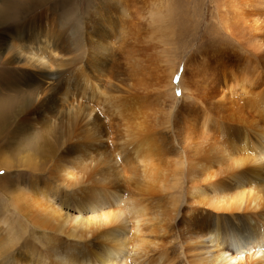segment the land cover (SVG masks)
Here are the masks:
<instances>
[{
  "label": "rangeland",
  "instance_id": "1",
  "mask_svg": "<svg viewBox=\"0 0 264 264\" xmlns=\"http://www.w3.org/2000/svg\"><path fill=\"white\" fill-rule=\"evenodd\" d=\"M258 1V10H245L242 20V22L246 20L250 26L253 24L254 19L258 21V30L253 33V37L257 41L253 42L246 40V38L245 40L243 38L238 39L232 33L226 31L224 22L228 12L222 8V0H0V251H2L0 252V264H12L9 257L12 252L13 255L21 257L22 254L25 255L31 251L34 253V259H40L39 254H43V260L47 261L46 264H56L57 259H55V256L58 254H67L70 261L75 264L78 262L86 264L85 262L88 259L84 257H87L85 248L93 253L92 256L94 257L92 258L95 260L102 244L96 240L98 237L95 238L92 230H90L91 236L84 234L87 230L86 221L97 217L100 214L99 212L102 214L103 211L105 213L113 210L116 194L117 197L121 196L123 198L127 196L126 190L131 191V193L139 191V193H142V187L145 189L146 186L152 188L149 190L154 192L151 195L155 196L158 203L148 206V208L150 207L148 214L154 215H148L147 222L140 223L139 233L148 242H155L157 248L152 247L158 251L153 249L150 254L145 251L147 252L144 255L145 257L142 256L143 252L140 255L141 257L138 255L135 257L141 258V264H156L158 253L161 252L164 257H172V262L174 259L179 258V262L174 260L171 264H187L183 257H175L179 252L182 251L181 253H183L182 247L186 246L187 241H189L187 239L189 229L185 230L186 228L182 225H177L176 228L177 223L172 218L176 208H173V203L178 202L176 206H179L180 212L183 211V208L189 210L194 206L202 208L203 212L208 209L201 205H193L199 198L195 201H189V197L186 198L185 190L190 184L188 182L190 176L187 175L186 171L187 162L182 157L184 145L180 143L182 142L180 135L185 128L190 127L189 129H191V127L194 128L201 126L202 123H207V120L197 118V112L201 108L200 105L207 99L209 101L214 99L216 94L213 96V92L216 89L223 90L231 87L232 75L236 74L237 68L240 66L238 65L239 61L247 63L246 71H250V73L256 71L251 76V84L254 89L252 90L255 92L251 91V93L246 94L242 89H237L235 99H238L237 103L240 106L238 104L234 106L233 109L235 110L236 107L237 109L233 113L234 116H238L239 122L235 121L231 124L217 119L215 131L212 128L209 134L214 135V139L215 132H217L219 134L217 142L220 141L221 146L226 149L223 155H220L221 153L217 151L219 153L217 155L221 156L220 158L227 156L229 159L234 152L235 156L233 155L232 158L237 160V165L235 164V167L228 166V168L226 164L224 169L241 171L240 177H237L241 179V184L234 185L231 177L228 179L223 178L225 175V173H222L223 170L217 175L216 180L222 188L232 192V194L235 193V187H240L242 184H244V187L253 184L251 194H255L260 189H257V186L264 185V157H262L264 156V147L262 146L264 143L259 136V133L264 131V100H261L260 102L263 103H260L259 97L254 96L257 95L259 90L264 93V0ZM122 3H125L126 6ZM114 18H117V20H114ZM119 21L124 22L126 26L123 24L125 26H122L123 28L115 27V24ZM96 25L101 32L97 37L94 34L95 29L92 30ZM14 27L18 30L16 34L13 32ZM104 28L109 30L110 33L105 31ZM2 30L3 32L6 31L5 34ZM90 31L93 33L91 34ZM48 36H53L52 39L55 40V44H53V47L51 46L52 53L55 52L53 53L55 59L47 60L44 57L46 66L43 72L54 74L49 77L52 82L55 81V87L57 88L49 93L54 99L52 100L51 97V101L49 100V104L46 105V107H49L50 112L54 108V112L51 115L52 117L48 114L51 118L48 115L46 116V124L40 123L38 119H36L37 121L33 120L34 117H31L33 121L30 118L24 124L16 123L15 116H17V112L24 106L32 105L31 107H33V102H35L37 96H40L35 88L37 82L28 76V72L31 71V74L37 72L38 74L42 70L19 64L9 65L2 58V55L12 58L10 61H15L21 55L20 53L17 54V50L25 54L27 51L24 47H29L36 41L40 43L48 42L49 39H46ZM260 42L263 43V46L258 49ZM94 57L99 62V69L97 68L95 71L91 69V72L89 65ZM253 66H255V70ZM81 67L87 75L88 85L86 86H84L86 81L83 78L73 80V74ZM246 71L242 70V73ZM79 77H82V75H79ZM97 79L99 81L96 83ZM52 82L51 84L54 86ZM90 85L93 86V93L89 91ZM245 86H247L246 83L243 85V89ZM196 89L197 92H195ZM102 93L104 97L112 96L118 100L125 99L128 102H131L137 96L139 98L144 95L153 102V107L150 106L153 109L149 115L152 120L151 126L154 129L153 137L156 136L153 138L152 149H154L150 152L152 157L154 155L152 162H141L134 155L127 158V152L123 149H121L120 157L116 155L117 153L114 154L115 149L119 150L121 146H118L123 145L124 136L131 131L132 127L130 126L135 121L126 118L121 109L120 114H118L115 107H113V103L110 104L113 101L108 100V105L103 100L105 98H103ZM201 95L204 97L203 100L200 97ZM231 104L233 105V103ZM110 105H112V108H110ZM46 107L39 105V110L36 107L37 110L35 111L40 113ZM85 112L87 115L88 112H91L89 120L83 119L82 116ZM240 115L244 118L241 119L243 124L240 122ZM196 130L198 129L196 128ZM191 133V136H193L194 132ZM243 134H245L244 137ZM120 135L121 138H119ZM241 136L242 138H240ZM117 138L121 140L119 141ZM262 138L264 137L262 136ZM83 141L89 142L90 145H84L85 148H81L79 145ZM261 148L263 149L262 152L259 150ZM35 149L39 153L38 162L35 161L38 163L37 167L22 164L19 158L30 154ZM44 154H46V157ZM224 155L225 157H223ZM4 157L8 158L7 163L9 165L4 163L5 161L3 162ZM262 158L263 162L259 163ZM57 159L65 161L63 164L69 172L71 171L74 179L66 182L63 177L60 178L57 175L59 172L54 170ZM154 162L155 164H153ZM157 163L159 166H156ZM149 167L151 168L149 169ZM155 169L156 171L159 170V173L162 171L161 173H164V175L160 173L159 176L164 178L159 177L156 180L157 183L155 181L154 185H149L151 182L148 178L150 177L149 174L150 172L152 174V170L155 171ZM147 171L150 172L147 173ZM28 181L37 182L39 188L50 195L48 198L50 201L48 199L47 201L51 206L59 208L65 222L62 225L63 227L60 228L56 225L50 230L41 231L31 223V219L26 214L21 215L17 211L12 201L11 190L14 183L23 185ZM76 186L78 187L75 189ZM159 187L161 188L159 189ZM81 192L87 193L88 196L91 194L103 196L104 199L95 196L96 199L95 197H89L80 199L76 204L73 203L71 197L80 196ZM95 202H101L99 203L100 206H95ZM152 202L156 203L153 200ZM184 202L186 206L183 205ZM163 203L164 205L159 208L158 205ZM245 210L247 216L258 219L256 215L249 214L250 207L245 208ZM259 212H261L260 209L256 211V213ZM9 215L12 219L8 217ZM237 215H240V213ZM152 217H154V220L148 221ZM2 218H8L9 221H5L8 224L5 225ZM187 218L191 219V217ZM232 218L234 219L235 216ZM75 220L81 222L79 226H83L82 229L85 230L78 228L79 226H77ZM159 222L165 223L159 224ZM12 225L14 226L12 227ZM164 225L166 231L161 228ZM145 226L146 230L144 229ZM255 226L257 229L259 228L258 223ZM172 230L175 231L172 232ZM182 234H185V238ZM245 234H247V230H245ZM42 235L51 238L48 247L45 246L46 251L45 249L40 251L36 242V240H41ZM129 235L130 231L126 238ZM180 236H183L184 239H181ZM104 244L103 248L107 246H104ZM221 245L229 247V242H225V244L222 242ZM107 247L112 251L111 256L109 258L106 256L93 264H102L103 262H105L103 264H123L124 262L126 264H140L139 260L136 262L137 258L135 257H132L134 262L131 261L130 254L124 248L120 254L116 249L110 246ZM129 247V245L125 247L126 250ZM152 247L149 246L151 249ZM209 247L213 249L211 246ZM227 247V253L229 252V254L226 253L227 257H234L240 261L245 259L247 261L248 256L254 253L252 245L241 248L237 254ZM249 248L252 250L248 251ZM23 251L26 253H23ZM170 253L176 255L173 257L174 254L168 255ZM123 254H125L124 258ZM148 255L150 256L148 257ZM188 255L191 256L192 254L189 253ZM151 256L154 257L151 258ZM88 257L90 258L91 255L89 254ZM152 259L156 260L153 261ZM181 259H183V262H181ZM112 260L115 263H112ZM161 262H166V259L158 261L159 264ZM238 264H244V261Z\"/></svg>",
  "mask_w": 264,
  "mask_h": 264
},
{
  "label": "bare ground",
  "instance_id": "2",
  "mask_svg": "<svg viewBox=\"0 0 264 264\" xmlns=\"http://www.w3.org/2000/svg\"><path fill=\"white\" fill-rule=\"evenodd\" d=\"M257 1L258 0H222V2H221V5L223 4L222 8L225 11L228 12L226 17H225V22L223 21L224 22V26L226 28V31H228L229 33H232L233 36L237 37L238 39L239 38H243L245 40V38H246V40H251L253 42L257 41V39H254V37H253L254 34L253 33L258 30L257 29V26H258L257 22L258 21L254 19L253 24L251 25L252 28L248 24V22H246V20L244 22H242L243 17H244L243 14H244L245 10H252V11L258 10L257 9ZM122 4L125 5V3H122ZM125 10H127V8H125ZM122 11H124V10H122ZM119 15H121V14H119ZM39 17H38V19H39ZM114 20H117V18H114ZM114 22H116V21H114ZM123 24L125 25L124 22L119 21L117 24H115V27L116 26L117 27L118 26L122 27V26H124ZM127 26H128V24H127ZM109 27L111 28L112 26H109ZM115 27L113 26V28H115ZM22 29H24V28H22ZM93 29H95L94 34H95L96 37H97L98 34L100 35L101 32L99 31L97 25H96V27H93L92 30ZM104 30H105V28H104ZM17 31L18 30L14 27L13 28V32L16 34ZM105 31L110 33L109 30H105ZM2 32H3V30H2ZM4 32H6V31H4ZM7 32H11V31H7ZM19 32H20V30H19ZM92 33L93 32H91V34ZM23 34H24V32H23ZM0 35H1V33H0ZM52 37L53 36H48L46 39H49V41H50L52 39ZM89 38H91V37H89ZM100 38H101V36H100ZM54 41L55 40H53V39L51 41L52 43L51 42L48 43L46 41L40 43L39 41H36V42H34L33 45H31L29 47L28 46L24 47V49L27 51V53H25V54H22L20 50H17V52H18L17 54L19 55V53H20L21 55L18 56V59H16L15 61H10V60H12V58H8V56H4V54L2 55V58L9 65H14V64L17 65V64H19V65H22V66H27V67H32V68H35V69L37 68L39 70L40 69L42 70L41 73H38V74H37V72L34 73L35 75L31 74V71L28 72V76L30 78H32L35 82H37L36 85H35V88L37 89V92H38L37 94H39L40 96H37V98L35 99V102H33V107H31L32 105L30 104L31 106H24L19 112H17V116H15L16 123L19 122V123L24 124L25 122H27L26 120L30 119L31 117L32 118L34 117L33 120L38 119L40 123L46 124V122H45L46 116L48 114H50V116H51L53 114V112H54V108H53V111L50 112L49 107L48 106L46 107V105H47L49 100L51 101V97H52V100L54 99L52 95L51 96L49 95V93L55 91L54 89H56L57 87H55V81L52 82L51 78L49 77L50 75H52V73L49 74V73L43 72V70H44V68L46 66L45 58H47V60H54L55 59V57L53 56V53H55V52L53 51V53H52V51H51V48L53 47V44H55ZM262 42H260V44L258 45V47H257L258 49L263 46ZM29 51H30V53H29ZM57 53H59V52H57ZM92 55H95V54H92ZM95 60H96V58L94 57L92 62L89 65V70L91 72H92L91 69H94V71L97 68L99 69V62L97 60L95 62ZM32 64H34V65H32ZM238 65H240V66L239 67L237 66L238 68H237L236 74L232 75L233 78L231 77L232 78V83L230 84L231 87H229L227 89L224 88L223 90L216 89L215 92H217L218 95H217V93L213 92V96H214V94H216L214 99L210 98L211 99L210 101L207 99V100H205L203 102L202 105H200L201 108L197 112V118L202 119V120H207V123L206 124L202 123L201 126H198V127H194V128L191 127V129H189L190 127H188V129L185 128L184 131L182 132V134L180 135L181 136L180 140L183 142V143L182 142H180V143L184 145V146L182 145L183 146V148H182V157H183V160H185L187 162L186 164H187L188 167H187L186 171H187V175L190 176L189 180H188V182H190V184H188V187L185 190L186 191V198L189 197L188 198L189 201H195V199L199 198V200H196L195 203L192 202L193 205H201L202 207L208 209V210H205V212H203L202 208H196L197 206H194L192 209L189 208V210H186L187 208H183L182 209L183 211L180 212L179 206L178 207L176 206L178 202L177 203H175V202L173 203V208L174 207H176V208H175V210L173 212L172 218H173V220L176 221L175 223H177L176 224V228H177V225H182L183 227L186 228V229L185 228H183V229H185V230L189 229L187 231V236L190 239L186 236L189 241H187L186 246L182 247L183 248V253H181L182 251L180 250V247H179V250L181 252H179L177 255L174 254L176 252L170 253L168 255L174 254L173 257L176 255L175 256L176 258H177V256L178 257L180 256L181 258L183 257V259L187 261V264H235V263L238 264V263H241V261H244V264H264V185L262 184L260 187L257 186V189L258 188H260V189H258L255 194H251L252 193L251 192L252 191L251 187H252L253 184L248 186V187H244L243 186L244 184H242L240 187H235L236 190H234L235 193H233V194H232V192H228L227 190L222 188L221 184H218V182L216 180L217 179V175L220 173V171L222 172V170H223L224 172H222V173H225L223 178L228 179V178L231 177V179L234 181V185H240L241 184V179L237 178V177H240L241 171L229 170V169L225 170L226 168L224 169L226 164H227V167L228 166L235 167V164L237 165V162H236L237 160H233V158H232L233 155H234V152L232 151L233 154H231L229 159H228L227 156L225 157V155L223 156L225 158H220L221 157L220 155H223L224 152L226 151V149L221 146V142L220 141L217 142V138H218V135H219L217 132H215L216 135H215L214 139H213L214 135H210L209 134V131L212 128L215 131L216 126H217L216 122H218L217 119H220L221 121H225V122H228V123H231V124L233 122H235V121L239 122L238 116H234V113H233V111H235L237 109V107H236V109L234 110L233 109L234 106H236L238 104L237 103L238 99L237 100L235 99V97L237 96L236 92H238L237 89H239V90L242 89V91L245 92L246 94H249V93H251V91L254 90L253 87H252V84H251L252 83L251 76L256 71H252V73H250V71H246L247 70L246 69L247 63L239 61ZM253 68L255 70V66H253ZM242 70L246 71V72L242 73ZM238 74H240V76L237 77ZM71 75H72V72H71ZM79 75H82V77H79ZM90 75H91V73H90ZM93 76H95V75H93ZM75 78L78 79V80L80 78H83L86 81L84 86L88 85V83H87L88 79H86L87 75L84 72V70L82 69V67L76 73L73 74V80ZM49 80L54 84V86L51 84V82ZM91 80H93V79H91ZM98 81L99 80L97 79L96 83ZM255 81L257 82V80H255ZM91 82H93V81H91ZM79 83H80V81H79ZM81 83H82V79H81ZM245 83L247 84V86H245L244 89H243V85ZM56 86H57V83H56ZM254 87H255V85H254ZM58 89H59V87H58ZM89 89H90L89 90L90 93H93V86L92 85L89 86ZM260 91H262V90H259L257 95H254L256 97H259V102L261 100H264V93L260 92ZM195 92H197V89H196ZM253 92H255V91H253ZM94 94H95V92H94ZM106 94H105V96H106ZM53 95L55 96L56 94H53ZM102 95H103V93H102ZM123 95H125V94H123ZM251 96H253V95L251 94ZM200 97H202V95ZM103 98H105L103 100H105V102L108 105H109V103L107 102L108 100L109 101H113V102H110V104L113 103V105H114L113 107H115V109L118 112V114H120V109H121L125 113L124 115H125L126 118H128L129 120L132 119L133 121H135V122L132 123V126H130V127H132V129H130L131 131H129L124 136V138H125V140H123L124 141L123 142L124 147H122L123 145H119L118 147L121 146V148H119L120 152H118L119 151L118 149H115V153L114 154L117 153L116 155H119V157H120L121 149H123L125 152H127V158L130 155H131V157L134 155V157L135 158L137 157L138 159H140L141 162H144V163H145V161H148V163L152 162L151 160L154 157V155L152 157L150 152H151V150L154 149V148L152 149L153 144H154L153 143L154 142L153 138H155L156 136L153 137L154 129L151 126L152 120H151L149 115L151 113V110L153 109V108L151 109V107H150L153 102L151 100H149L147 97H145L144 95L139 97V98H138V96H137V98L133 97L134 99L130 98V99H132L131 102H128L125 99H122V100L119 99L118 100L116 97H112V96L104 97V95H103ZM203 98L204 97H202V100H203ZM127 99H129V98H127ZM228 99H229V101H227ZM202 100H201V102H202ZM53 103H52V105H53ZM231 103H233V105ZM260 103H263V102H260ZM59 104H60V102H59ZM97 104H99V103H97ZM27 105H29V104H27ZM39 105L46 107L40 113L35 111V110H37L36 107L38 108ZM156 105H158V104H156ZM238 106H240V105L238 104ZM152 107H153V105H152ZM110 108H112V105H110ZM51 109H52V107H51ZM56 109H58V108H56ZM38 110H39V108H38ZM47 112H50V113H47ZM123 112H122V114H123ZM90 113L91 112H88V115L86 114V112L83 113V116H82L83 119L84 120L85 119L89 120ZM241 115H240V117H241ZM125 117H124V121H125ZM32 118H31V120H32ZM122 118H123V116H122ZM230 119H233V120H230ZM241 119H244L243 116L240 118V122L242 123ZM96 120H97V118H96ZM96 120H95V122H96ZM36 121H34V122H36ZM244 124H246V123H244ZM212 125H213V127H212ZM124 128L126 129L125 126H124ZM196 128L198 130L195 131ZM30 130H28V131H30ZM124 132H125V130H124ZM191 132H194L193 136H191V134H192ZM262 133H259V136L261 137L260 140L264 143V138H262V136L264 137V131ZM244 136H245V134H243V137ZM119 138H121V135H120ZM240 138H242V136ZM110 139H111V137H110ZM117 140H119V139L117 138ZM84 145H88L89 146L90 143L83 141L82 144L79 145V146L81 148H83ZM262 146L264 147V144H262ZM115 147H117V146H115ZM157 149H159V148H157ZM261 149H259V150L262 152L263 149L262 150ZM234 150H235V148H234ZM259 150H256V151H259ZM37 151L38 150L35 149L34 151H31L30 154H26V155L22 156L21 158H19V160L22 161L21 162L22 164H28L29 166L36 168L37 167L36 165L38 163H36L35 161H37V157H38V154H39ZM217 151H219V153H221V154L217 155V154H219ZM179 152H180V150H179ZM112 155H113V152H112ZM162 155H164V154H162ZM44 156L46 157V154H44ZM174 157H176V156H174ZM260 157H261V155H260ZM262 157H264V156H262ZM5 158L6 157H4L3 162L5 161L4 163H7L8 162V158H6V160H5ZM177 159H178V157H177ZM57 160H56L57 163H56L55 169H54L55 172H59L57 175H59L60 178L63 177L66 182L70 181V179H74V177L71 174V171L69 172L67 170L68 168H66L65 165L63 164V162H65V161L61 160V159H59L58 161ZM261 162H263V158L261 160H259V163H261ZM106 163H108V162H106ZM252 163H253V161H252ZM153 164H155V162ZM157 164H156V166H159V164L158 165ZM178 165H179V163H178ZM153 166L155 167V165H153ZM254 167H256V166H254ZM146 168H147V166H146ZM150 168L151 167H149V169ZM257 168H258V166H257ZM159 169L162 170L161 168H159ZM248 170L250 171V169H248ZM143 171H144V169H143ZM158 171H156V169H155V171L152 170V174L149 171L150 172V174H149L150 177H148V178H150V181H151L149 183V185H154V182L159 177H162V176H159V174L163 170L160 173ZM117 172H119V171H117ZM149 172L147 171V173H149ZM250 173H251V171H250ZM161 174L164 175V173H161ZM251 174H253V172ZM61 175H63V176H61ZM162 178H164V177H162ZM146 182L148 183V181H146ZM168 182H169V180H168ZM156 183H157V181H156ZM74 185H76V184H74ZM174 185H176V184H174ZM254 186H256V184H254ZM77 187L78 186H76L74 188L76 189ZM160 188L161 187H159V189ZM149 189H152V188H150L149 186H146L145 189H143V187H142V189H141L142 193H139L140 191L137 192V193H131V191H127L126 190L125 192L127 193L126 194L127 196H125L123 198L121 196L117 197V194H116V198L114 200L115 206H114L113 210L105 212V213L103 211L102 214H101V212H99L101 215L99 214L97 217L90 218L89 221L88 220L86 221L87 230H86V233L84 232V234H86V235L88 234V235L91 236L92 234H91L90 230H92V232L94 233L95 238L98 237V239H96V240H98V242L102 244L101 245V249L99 250V253H98L97 257H95V260H93V258H92V257H94V256H92L93 253L90 250H88L87 248H85L87 257L86 256H84V257H85V259L86 258L88 259V261L85 262L86 264H88V263L89 264H93L94 262H98V260H100L102 258H105L106 256H108V258H109V256H111V254H112V251L107 246H110L111 248L116 249L117 251H119V253L122 252V250L124 248L125 251L130 254L131 257H129V258L133 262H134V259L132 260V257H135L137 255L139 257H141L140 255H142L141 254L142 252H143L142 256H144L145 253L147 254V252L150 254L151 250H153L154 248H157L155 242H153V243H152V241L148 242L147 240L144 239V237H141L142 235L139 233L140 223L147 222V216L149 215L148 214V209L150 208V207L148 208V206H150V205L153 206V204L155 205V204L158 203L156 201L155 196L151 195L154 192H151ZM106 191H107V189H106ZM44 193L45 192L42 189H40L39 186L37 185V182L34 183V182H30V181H28V183H26V184L24 183L23 185H20L19 183H16V184L14 183L13 189L11 190L12 201L14 202L15 208L17 209V211L19 213H21V215L22 214H26V216H28L31 219V223H33V225L37 226L38 229H40L41 231H46V230H50V228H52V227H54L56 225L59 226L60 228L63 227L62 225H64L65 222L63 220L62 215L60 214L59 208L58 207L55 208V207L51 206V204L47 201V199L49 198L50 195L48 193H45V194ZM77 193H78V191H77ZM116 193H118V192H116ZM141 194H142V197H141ZM159 194H161V193H159ZM79 195L80 196L76 195V196H72L71 197L72 200H73L72 201L73 203L76 204V203H78L80 201V199L82 200L84 198H89V197L92 198V197H95V196H97V198H99V199H104L103 196H99V195H95V194L94 195L91 194L90 196H88L87 193H83V192H81ZM147 195H149V196H147ZM110 196H112V195H110ZM50 199H51V197H50ZM95 199H96V197H95ZM152 200L154 202H156V203H153ZM99 203H101V202H99ZM99 203L95 202L94 205L95 206L96 205L100 206ZM185 204L186 203L184 202L183 205H185ZM163 205H164V203L160 204L158 206L160 208V206L162 207ZM244 207L246 209L250 207L251 210H250L249 214L250 215L251 214L256 215V217H258V219H252V218L249 217V215L247 216L246 212H244V211H246ZM154 208H155V206H154ZM164 208H165V206H164ZM171 208H172V206H171ZM180 208H181V206H180ZM259 209H260L261 212L256 213V211L259 210ZM238 213H240V215H237ZM157 214H159V213H157ZM153 215L150 214L149 216H153ZM155 216H156V214H155ZM234 216H235V218L233 219L232 217H234ZM8 217L10 219H12L10 215ZM187 217H189V218L191 217V219H188ZM153 218L154 217H152V219L151 218L148 219V221L149 220H154ZM172 218L170 219V222H171ZM2 219H3L4 222L5 221H9L8 218L7 219L6 218H2ZM75 221H76L77 226H79L81 224V222H79L77 220H75ZM151 222H154V221H151ZM164 223L165 222H162V223L159 222V224H164ZM175 223L173 224L174 226H175ZM252 223H253V225H252ZM256 223L259 224V228L258 229L255 226ZM4 224L6 225L8 223L5 222ZM13 226L14 225H12V227ZM160 226H162V225H160ZM168 226H170V225H168ZM82 227L79 226L78 228L82 229ZM165 227L166 226L164 225V227H161V228L164 229ZM157 228H158V226H157ZM242 228H243V230H242ZM144 229L145 230L147 229L146 226L144 227ZM244 229L247 230V234H245V230ZM55 230H56V228H55ZM164 230L166 231V229H164ZM167 230H168V228H167ZM129 231H130V235L128 236V238H126L127 234H129ZM174 231L172 230V232H174ZM185 234H182L184 236V238H185ZM41 237H42L41 240H36L38 248L40 249V251L44 250V249L46 251V247L45 246L48 247V243L51 242V238H49L46 235H42ZM182 237H181V239H184ZM180 241H182V240H180ZM222 242H224V244H225V242H229V247H227V246L226 247L229 250H231L232 252L235 251L236 254L238 253L239 250H241V248H243V247L245 248V247H248V246L252 245L254 253L251 256H248L249 258H248L247 261H246V259L240 261V260H237L234 257L228 258L227 254H229V252L227 253L226 247L221 245ZM103 244H104V246L105 245H107V246H105L103 248ZM128 245L130 247L128 248V250H126L125 247H127ZM149 246H151V247L155 246V247L154 248L152 247V249H151V248H149ZM209 246H211L213 249H211ZM3 247H2V249H3ZM49 247L51 248L50 245H49ZM0 249H1V247H0ZM39 249H37V250H39ZM154 250H157V249H154ZM247 250L250 251L252 249L249 248ZM48 251H51V250H48ZM125 251H123V252L126 254ZM145 251H147V252H145ZM0 252H2V251H0ZM24 252L25 251H23V253ZM12 253L9 256L10 259L12 260V264H46L47 263L46 260H43V256H44L43 254H39L41 256L40 259H36V258L34 259V253H32V251L28 252L25 255L22 254L21 257L20 256H15ZM37 253H39V252H37ZM189 253H191L192 255L189 256L188 255ZM89 254L91 255V257H90L91 261H90V258L88 257ZM125 254H123L124 255L123 258L125 257ZM152 254H154V253H152ZM149 256L150 255H148V257ZM155 256H156V253H155ZM152 257H154V256H151V258ZM135 258H137V257H135ZM138 258H137L136 262L138 260L140 261V259H141V258L140 259H138ZM171 258H169V257L167 258L166 256L164 257V254H161V252L158 253V261L159 262L161 260L166 259V262L168 264H171V262H172ZM55 259H57L56 262H55L56 264H75L74 262L70 261V257L68 258L67 254H58V255L55 256ZM146 259H147V256H146ZM178 259L179 258H177L176 260H178ZM183 259H181V262H183L182 261ZM187 259H189V260H187ZM113 260H112V263H115V262H113ZM155 260H153V261H155ZM174 260H173V262H174ZM110 261H111V259H110ZM127 261H128V259H127ZM153 261H150V262L152 263ZM158 261L156 260L157 263H158ZM179 261L180 260H178V262ZM186 261H184V262H186ZM166 262H164V263L161 262V263L162 264H167ZM103 263H105V262H103ZM77 264H80V262H78ZM123 264H126V262H124ZM134 264H136V263H134ZM140 264H141V261H140Z\"/></svg>",
  "mask_w": 264,
  "mask_h": 264
}]
</instances>
